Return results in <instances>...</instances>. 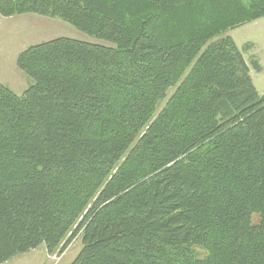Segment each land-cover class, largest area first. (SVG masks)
I'll list each match as a JSON object with an SVG mask.
<instances>
[{
  "label": "trees",
  "instance_id": "1",
  "mask_svg": "<svg viewBox=\"0 0 264 264\" xmlns=\"http://www.w3.org/2000/svg\"><path fill=\"white\" fill-rule=\"evenodd\" d=\"M24 13L109 44L30 45L34 83L0 82V264L75 237L70 264H264V93L223 33L264 0H0Z\"/></svg>",
  "mask_w": 264,
  "mask_h": 264
},
{
  "label": "rangeland",
  "instance_id": "2",
  "mask_svg": "<svg viewBox=\"0 0 264 264\" xmlns=\"http://www.w3.org/2000/svg\"><path fill=\"white\" fill-rule=\"evenodd\" d=\"M15 16L12 21L0 27V82L12 92L19 95L34 83L23 70L16 65V56L25 48L56 37H70L88 42L108 45L109 43L92 37L61 19L35 13H24ZM20 30L21 36L8 33L9 29ZM230 35L237 47L243 50V56L249 62L256 60L262 70L251 69L250 76L260 94L264 93V16L240 23L232 30L223 32ZM15 39V40H13ZM247 44H250L249 49ZM246 47V49L244 48ZM246 51V52H245ZM249 67L251 65L249 64ZM173 91L170 89L168 95ZM163 104V103H162ZM80 237H75L61 252L46 251L39 245L28 252L18 254L2 264H70L81 248Z\"/></svg>",
  "mask_w": 264,
  "mask_h": 264
},
{
  "label": "crops",
  "instance_id": "3",
  "mask_svg": "<svg viewBox=\"0 0 264 264\" xmlns=\"http://www.w3.org/2000/svg\"><path fill=\"white\" fill-rule=\"evenodd\" d=\"M14 17L15 16H9V17H4V16H1L0 15V27H2V26H4V25H6L7 23H8V21H12L13 19H14ZM8 33H10L11 35H15V36H21V34H19L20 33V30L18 31L16 28H13V29H9L8 30ZM13 40H15V39H13ZM248 47V49H249V46H247ZM244 48L246 49V47L244 46ZM246 51H247V49H246ZM245 51V52H246ZM16 58H17V56H16ZM257 60V59H256ZM248 61V60H247ZM249 64L251 65V63L249 62ZM259 66H260V64H259ZM250 68H252L253 69V67H252V65H251V67H249V69ZM262 70V68H261V66H260V70L259 71H257V72H260ZM250 72H251V69H250Z\"/></svg>",
  "mask_w": 264,
  "mask_h": 264
}]
</instances>
